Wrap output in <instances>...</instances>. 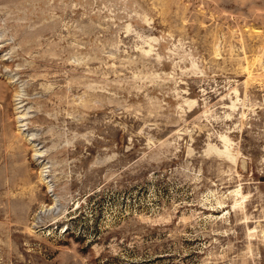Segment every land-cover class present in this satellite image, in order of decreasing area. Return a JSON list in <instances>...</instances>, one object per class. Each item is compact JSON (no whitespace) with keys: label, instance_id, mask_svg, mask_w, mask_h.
Listing matches in <instances>:
<instances>
[{"label":"rangeland","instance_id":"1","mask_svg":"<svg viewBox=\"0 0 264 264\" xmlns=\"http://www.w3.org/2000/svg\"><path fill=\"white\" fill-rule=\"evenodd\" d=\"M0 264H264V0H0Z\"/></svg>","mask_w":264,"mask_h":264},{"label":"bare ground","instance_id":"2","mask_svg":"<svg viewBox=\"0 0 264 264\" xmlns=\"http://www.w3.org/2000/svg\"><path fill=\"white\" fill-rule=\"evenodd\" d=\"M220 139H222V141H223L226 145H227L228 142H229V139H228L227 136H222V137L220 136ZM226 145H225V146H226ZM214 149H215V148H214ZM216 150H217V149H216ZM216 150H215V151H216ZM220 151H221V150H220ZM217 152H219V151H217ZM224 153H225V154L227 155V157H228V156H230V153H231V152H230V150L226 147ZM230 157H231V156H230Z\"/></svg>","mask_w":264,"mask_h":264}]
</instances>
